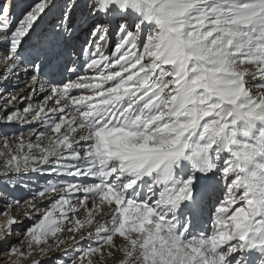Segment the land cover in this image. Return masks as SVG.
I'll return each mask as SVG.
<instances>
[{"label":"snow or ice","instance_id":"1","mask_svg":"<svg viewBox=\"0 0 264 264\" xmlns=\"http://www.w3.org/2000/svg\"><path fill=\"white\" fill-rule=\"evenodd\" d=\"M0 126V264H264V0H4Z\"/></svg>","mask_w":264,"mask_h":264},{"label":"rangeland","instance_id":"2","mask_svg":"<svg viewBox=\"0 0 264 264\" xmlns=\"http://www.w3.org/2000/svg\"><path fill=\"white\" fill-rule=\"evenodd\" d=\"M3 2H4V0H0V3H3ZM18 11H19V9H18ZM20 79H21V81L18 82V80H20ZM20 79H12V80H10L9 84H8V87L9 88L12 87V89L16 88L17 86H19L20 88H23V81L26 79V77L22 76ZM24 91H26V89H24ZM3 129H4V126H0V130H3ZM28 179H29V177H27V176L24 177L25 181H27ZM32 179L33 180H39V182L41 184L44 183V180L42 178L32 177ZM11 183H15V181H12ZM3 187H4L3 185H0V188H3ZM14 195L16 197H21V196L26 197L27 196V191L25 189H23L22 187L21 188H17L15 190V192H14ZM2 203L3 202L0 201V204H2ZM21 215H22V210L18 212L14 208H11V209H9L8 215H0V223H4L9 218V216H16L19 219L21 217ZM24 222L26 224L27 220H25ZM14 227L16 228L17 232H20L23 226L22 225H15ZM17 238L18 237H16V236L13 237L14 240L17 239ZM65 247H67V245H65ZM12 259L15 260V257H12Z\"/></svg>","mask_w":264,"mask_h":264},{"label":"bare ground","instance_id":"3","mask_svg":"<svg viewBox=\"0 0 264 264\" xmlns=\"http://www.w3.org/2000/svg\"><path fill=\"white\" fill-rule=\"evenodd\" d=\"M17 12H19V11L17 10ZM49 18H50V17H49ZM19 81H21V79H20V80H18V82H19ZM21 84H22V83H21ZM9 89H12V87H11V88H9Z\"/></svg>","mask_w":264,"mask_h":264}]
</instances>
